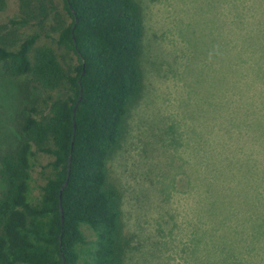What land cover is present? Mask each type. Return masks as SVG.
Masks as SVG:
<instances>
[{
  "label": "trees",
  "instance_id": "16d2710c",
  "mask_svg": "<svg viewBox=\"0 0 264 264\" xmlns=\"http://www.w3.org/2000/svg\"><path fill=\"white\" fill-rule=\"evenodd\" d=\"M56 1L19 0V12L0 24V65L24 77L26 99L17 145L0 157V264H126L131 239L107 162L143 87L142 9L137 0ZM249 10L257 33L245 25ZM232 13L240 29L227 30L221 126L226 165L235 167L225 172L222 201L238 221V264H262L264 168L246 154L264 152V0H241ZM40 37L53 38L67 60ZM39 153L51 159L41 165Z\"/></svg>",
  "mask_w": 264,
  "mask_h": 264
},
{
  "label": "rangeland",
  "instance_id": "374dc122",
  "mask_svg": "<svg viewBox=\"0 0 264 264\" xmlns=\"http://www.w3.org/2000/svg\"><path fill=\"white\" fill-rule=\"evenodd\" d=\"M137 1L146 27L144 82L120 144L107 162L109 177L122 193L123 231L131 239L126 264H238V221L224 214L222 201L225 172L235 165H226L221 125L227 30L239 33L232 9L241 0ZM18 12L19 0H6L0 24ZM249 13L245 25L257 33L258 15ZM42 43L50 45L61 62L67 60L53 38L40 37L37 44ZM260 72L264 76V64ZM23 79L5 74L0 65V157L15 148L20 137ZM252 144L257 146L248 135V146ZM246 157L249 165L264 168V152ZM50 159L38 154L41 165ZM40 169L34 170L38 182Z\"/></svg>",
  "mask_w": 264,
  "mask_h": 264
}]
</instances>
